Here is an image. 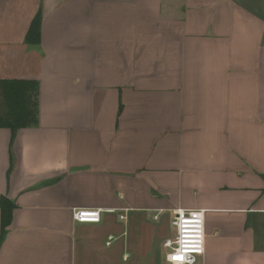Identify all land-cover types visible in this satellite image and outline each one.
<instances>
[{"label":"crops","instance_id":"obj_1","mask_svg":"<svg viewBox=\"0 0 264 264\" xmlns=\"http://www.w3.org/2000/svg\"><path fill=\"white\" fill-rule=\"evenodd\" d=\"M8 6L0 78L39 81V124L11 146L0 128V264H169L175 208L204 212L196 264H264V0H32L22 24Z\"/></svg>","mask_w":264,"mask_h":264},{"label":"trees","instance_id":"obj_2","mask_svg":"<svg viewBox=\"0 0 264 264\" xmlns=\"http://www.w3.org/2000/svg\"><path fill=\"white\" fill-rule=\"evenodd\" d=\"M42 10L32 17L25 42L37 45L41 40ZM39 81L26 78H0V128L10 131V146L19 129L37 127L39 124ZM123 105L119 100L116 125ZM16 204L7 198H0V245L11 223Z\"/></svg>","mask_w":264,"mask_h":264},{"label":"built area","instance_id":"obj_3","mask_svg":"<svg viewBox=\"0 0 264 264\" xmlns=\"http://www.w3.org/2000/svg\"><path fill=\"white\" fill-rule=\"evenodd\" d=\"M103 211V208H76L72 211V218L77 222L97 223ZM119 218L125 219V215H119ZM171 225L174 237L163 243L167 248L166 261L169 264H196L198 257L205 251L203 210L175 208L172 210Z\"/></svg>","mask_w":264,"mask_h":264},{"label":"rangeland","instance_id":"obj_4","mask_svg":"<svg viewBox=\"0 0 264 264\" xmlns=\"http://www.w3.org/2000/svg\"><path fill=\"white\" fill-rule=\"evenodd\" d=\"M31 2L32 0H13V5L14 7L17 6L20 7V8H14L13 9L11 8V6H8L10 9L8 11V17H9V20L10 22H19L20 24H22L25 20V16H27V9H30L31 8ZM4 8H2L1 10H4ZM38 9H41L42 10V5L40 4L37 8ZM25 10H27L26 12H24ZM1 13H3V11H1ZM43 14V12H42ZM6 17V16H5ZM11 18V19H10ZM27 32V31H26ZM41 42V40H40ZM40 44V43H39ZM37 44V45H39ZM134 50V49H133ZM137 51H138V48H137ZM134 57V56H133ZM132 62V63H131ZM129 63V67L132 71H142L143 70V62L138 60L136 61L134 58H133V61H131ZM131 64V66H130ZM129 69V68H128ZM74 95V94H73ZM127 97V100L129 101V103L131 104H134V103H141L142 100H143V90L141 89H134L131 91V93H129V95L126 96ZM121 101V100H120ZM119 104V103H118ZM73 113L69 115L70 119L73 118ZM88 115H85V117H87ZM116 119V118H115ZM116 122V121H115ZM118 123L116 125L115 123V130L118 131ZM85 137H92V135H90L89 133L85 132L84 133ZM174 229V228H173ZM174 237V235H173Z\"/></svg>","mask_w":264,"mask_h":264}]
</instances>
